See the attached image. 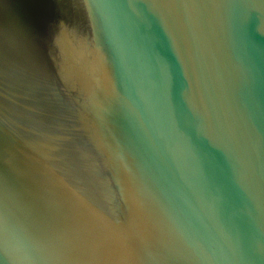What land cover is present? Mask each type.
<instances>
[{"label": "water", "instance_id": "95a60500", "mask_svg": "<svg viewBox=\"0 0 264 264\" xmlns=\"http://www.w3.org/2000/svg\"><path fill=\"white\" fill-rule=\"evenodd\" d=\"M0 264H264V0H0Z\"/></svg>", "mask_w": 264, "mask_h": 264}]
</instances>
